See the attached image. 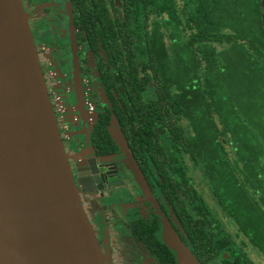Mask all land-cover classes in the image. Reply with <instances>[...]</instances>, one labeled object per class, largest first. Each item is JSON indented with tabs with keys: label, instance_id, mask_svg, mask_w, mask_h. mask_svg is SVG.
I'll return each instance as SVG.
<instances>
[{
	"label": "trees",
	"instance_id": "obj_1",
	"mask_svg": "<svg viewBox=\"0 0 264 264\" xmlns=\"http://www.w3.org/2000/svg\"><path fill=\"white\" fill-rule=\"evenodd\" d=\"M178 1L131 0L120 26L126 31L121 36L125 46L135 40L129 61L134 94L141 100L144 91L151 90L150 104L135 117L140 125L131 130L134 151L141 159L169 160L157 168L180 175L179 182L173 177L161 179L162 185L175 189V198L180 199V189L188 185V206L182 201L178 218L202 263L226 252L232 259L227 264H252L236 239L221 228L200 192L190 188L186 159L200 171L242 244L264 256V104L248 115L241 112L225 87L230 62L222 57L224 48L237 49L238 67L251 81L252 93L263 101L261 0H181L182 7ZM154 14H165L163 23H156ZM139 68L150 70V88L139 77ZM156 228L153 225L147 234L153 244ZM161 260L174 261L163 256Z\"/></svg>",
	"mask_w": 264,
	"mask_h": 264
},
{
	"label": "flooded vegetation",
	"instance_id": "obj_2",
	"mask_svg": "<svg viewBox=\"0 0 264 264\" xmlns=\"http://www.w3.org/2000/svg\"><path fill=\"white\" fill-rule=\"evenodd\" d=\"M130 2L131 0H22L74 177L77 178L83 164L88 165L89 160L96 161L97 164V171L89 168L84 175L88 183L93 182L96 176L100 182H90L91 193L80 186L78 189L84 211L93 225L102 252L104 255L109 254L106 264H175V252L162 240L160 211L171 220L182 241L199 260L187 235L172 220L174 215L179 221L178 217L182 214L181 203L187 202L188 185L180 189V199L175 198V189L171 185H162V182L167 177H173L179 182L180 175H171L173 169L170 168H157V164L165 165L169 160L149 157L141 159L134 151L135 142L131 130L140 125L135 117L150 104L148 101L151 90L144 91L141 100L134 94L133 68L131 69L132 62L129 61L133 59L131 54L136 50L133 47L135 40L132 45L127 43L125 46L121 36H125L126 31L120 28ZM178 2L182 7L183 2ZM151 18L156 23H163L166 15L154 14ZM43 24H47L46 30L56 42L61 39L68 42L70 60L66 58L68 55L55 51L42 39L44 31L40 26ZM149 30H153V27ZM72 34L79 67L82 106L77 103L78 94L74 85ZM69 69H72L71 74ZM138 72L140 78L144 77L143 84L150 88L152 84L147 77L150 70L139 68ZM68 93L74 96L72 104L66 101ZM115 119L157 207L147 199L129 168L127 159L112 138L110 129ZM78 165H81L80 169ZM175 171H180V168ZM114 178L117 181H110ZM158 180L161 182L157 183ZM99 184L103 189H99ZM190 184V188L197 190L192 181ZM171 201L176 203L175 206ZM95 204L100 207L96 211ZM153 225L158 227L154 232V244L147 239V234L153 231ZM122 239L127 240L132 255L124 253L125 244L123 245ZM251 249L264 258L257 250ZM117 250L120 252L117 253ZM161 255L174 261L162 263ZM218 258H221L223 264L232 260L226 252H221L207 263L199 261L209 264ZM251 263L255 264L253 261Z\"/></svg>",
	"mask_w": 264,
	"mask_h": 264
},
{
	"label": "water",
	"instance_id": "obj_3",
	"mask_svg": "<svg viewBox=\"0 0 264 264\" xmlns=\"http://www.w3.org/2000/svg\"><path fill=\"white\" fill-rule=\"evenodd\" d=\"M260 5L264 28V0ZM71 40L74 85L82 106L73 34ZM110 133L157 207L116 119ZM87 164L75 178L22 0H0V264H106L109 254L102 252L78 189L92 192L84 173L97 171V164ZM159 214L162 240L175 252V264H202L171 220Z\"/></svg>",
	"mask_w": 264,
	"mask_h": 264
},
{
	"label": "rangeland",
	"instance_id": "obj_4",
	"mask_svg": "<svg viewBox=\"0 0 264 264\" xmlns=\"http://www.w3.org/2000/svg\"><path fill=\"white\" fill-rule=\"evenodd\" d=\"M35 4V3H34ZM179 7L181 6V3H179ZM41 30L44 31V33L41 34L42 39L55 51H61L63 55H68L66 58L71 59L70 55V49L68 46V42L66 40H60L56 42L54 40L53 35L46 30L47 24H43ZM235 50V49H234ZM230 48H224L222 51V57L226 62H230L229 66L227 68V76L228 80L226 79L225 87H229V96L230 98H235L236 101L240 104L239 108L241 112L245 115H248L251 113V110H254V107L259 108L260 104H264V100H260V94L252 93L251 87L249 84L251 81L247 80L245 75L241 72V69L238 67L239 64V58L236 57V51ZM190 54L188 55V57ZM219 56V54H217ZM187 57V56H186ZM182 59H184L182 57ZM59 64V61H58ZM70 74L72 73V69H69ZM232 76L233 78H229ZM259 85V89L261 88V85ZM264 91V90H263ZM261 92V91H260ZM259 92V93H260ZM252 97H251V96ZM66 101L69 104L74 103L75 99L72 93H68L66 95ZM264 112V109H262ZM262 115V114H261ZM256 122V121H255ZM81 138V137H80ZM186 163L188 165V176L191 178V181L193 185L197 188V190L200 192L202 197L205 199L206 203L209 205L213 215L215 218L218 219L220 222L221 228L227 233L229 236H233V238L236 239V245L240 247L242 252H245V257L248 259V262L253 261L255 264H264V258L260 256L258 253L254 252L251 247L245 246L242 244L241 237L238 236L236 226L227 218V216L224 215V213L221 212L219 207L216 205L211 192L209 190V187L206 185V183L202 180V175L200 171L193 165L194 163H191L190 160L186 159ZM95 211L97 208H100L98 204H95ZM99 236V235H98ZM237 237V238H236ZM104 238V237H103ZM102 238V239H103ZM123 245L125 244L124 253L127 255H132V250L130 252L128 248V242L125 239H122ZM108 250L109 248L106 247ZM119 250L116 252L118 253ZM120 252V251H119ZM251 260V261H250ZM122 264H126L122 263ZM209 264H223V261L221 258L215 259L211 261Z\"/></svg>",
	"mask_w": 264,
	"mask_h": 264
},
{
	"label": "built area",
	"instance_id": "obj_5",
	"mask_svg": "<svg viewBox=\"0 0 264 264\" xmlns=\"http://www.w3.org/2000/svg\"><path fill=\"white\" fill-rule=\"evenodd\" d=\"M60 109H61V107H60Z\"/></svg>",
	"mask_w": 264,
	"mask_h": 264
}]
</instances>
